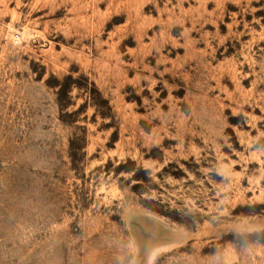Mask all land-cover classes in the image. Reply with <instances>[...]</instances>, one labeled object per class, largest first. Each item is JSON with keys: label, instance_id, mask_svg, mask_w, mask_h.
Here are the masks:
<instances>
[{"label": "rangeland", "instance_id": "rangeland-1", "mask_svg": "<svg viewBox=\"0 0 264 264\" xmlns=\"http://www.w3.org/2000/svg\"><path fill=\"white\" fill-rule=\"evenodd\" d=\"M0 264H264V0H0Z\"/></svg>", "mask_w": 264, "mask_h": 264}]
</instances>
